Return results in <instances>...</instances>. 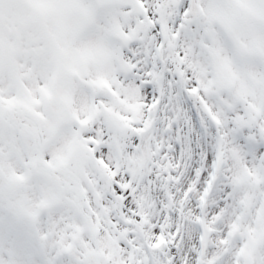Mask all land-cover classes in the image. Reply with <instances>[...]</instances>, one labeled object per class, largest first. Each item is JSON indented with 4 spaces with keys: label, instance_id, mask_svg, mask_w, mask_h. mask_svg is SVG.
I'll return each instance as SVG.
<instances>
[{
    "label": "snow or ice",
    "instance_id": "6c2138e0",
    "mask_svg": "<svg viewBox=\"0 0 264 264\" xmlns=\"http://www.w3.org/2000/svg\"><path fill=\"white\" fill-rule=\"evenodd\" d=\"M0 264H264V0H0Z\"/></svg>",
    "mask_w": 264,
    "mask_h": 264
}]
</instances>
